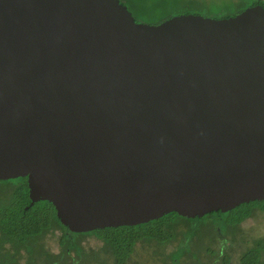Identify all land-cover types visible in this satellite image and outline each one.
<instances>
[{
    "label": "water",
    "instance_id": "95a60500",
    "mask_svg": "<svg viewBox=\"0 0 264 264\" xmlns=\"http://www.w3.org/2000/svg\"><path fill=\"white\" fill-rule=\"evenodd\" d=\"M18 177L74 232L264 200V6L156 24L121 0H0V179Z\"/></svg>",
    "mask_w": 264,
    "mask_h": 264
},
{
    "label": "trees",
    "instance_id": "16d2710c",
    "mask_svg": "<svg viewBox=\"0 0 264 264\" xmlns=\"http://www.w3.org/2000/svg\"><path fill=\"white\" fill-rule=\"evenodd\" d=\"M217 1L187 0L175 12L147 17L146 20L158 24L174 15L191 13V8L217 18L231 17L249 6H264L262 0ZM29 191L26 177L0 179V264H136L134 254L144 246L155 247L160 259L164 256L161 264H175L171 256L177 251L192 249L189 242H180L176 250L167 253L168 245L180 231L189 240L194 239L203 227L210 235L222 234L215 226V217L230 215L228 224L235 226L251 216L255 203L264 201L243 203L228 212L213 211L203 217L189 218L171 212L137 225L74 232L57 217L56 208L50 201L31 204ZM50 234L57 237L58 251L45 242ZM88 237L96 238L102 246L99 249L86 248L84 241ZM212 251L217 253L215 249Z\"/></svg>",
    "mask_w": 264,
    "mask_h": 264
},
{
    "label": "rangeland",
    "instance_id": "374dc122",
    "mask_svg": "<svg viewBox=\"0 0 264 264\" xmlns=\"http://www.w3.org/2000/svg\"><path fill=\"white\" fill-rule=\"evenodd\" d=\"M121 1L128 6L140 22L150 23L146 20L147 17L175 12L187 0ZM225 1L230 2L231 0ZM189 12L202 14L194 8H191ZM262 207H264V201L255 203L251 216L235 226L228 224L230 215L215 217V226L222 231V234L216 236L210 235L203 227V230L201 229V232L197 233L194 239L189 240L180 231L178 236L168 245L167 253L176 250L180 242H189L192 249L183 252L177 251L171 256V261L175 260V264H252V261L253 264H264V209ZM45 242L55 251L59 250L57 237L50 234L45 238ZM84 245L88 249H99L102 242L94 237H88L85 239ZM212 249L217 250V253L213 254ZM133 258L136 264H161L164 256L160 259L155 247L144 246L137 250ZM24 261L25 258L22 262Z\"/></svg>",
    "mask_w": 264,
    "mask_h": 264
}]
</instances>
